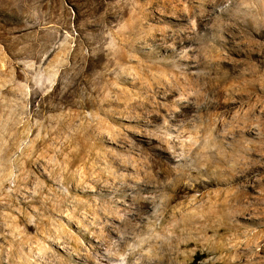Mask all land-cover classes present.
I'll return each instance as SVG.
<instances>
[{"label": "rangeland", "instance_id": "rangeland-1", "mask_svg": "<svg viewBox=\"0 0 264 264\" xmlns=\"http://www.w3.org/2000/svg\"><path fill=\"white\" fill-rule=\"evenodd\" d=\"M91 258L264 264V0H0V264Z\"/></svg>", "mask_w": 264, "mask_h": 264}, {"label": "bare ground", "instance_id": "bare-ground-1", "mask_svg": "<svg viewBox=\"0 0 264 264\" xmlns=\"http://www.w3.org/2000/svg\"><path fill=\"white\" fill-rule=\"evenodd\" d=\"M240 170V169H239ZM104 243V242H103ZM80 248V247H79ZM91 248L92 249H94V250H99V246L98 245H94V246H91ZM100 251V250H99ZM98 251V252H99ZM102 252V251H101ZM117 255V254H116ZM81 256L84 258V259H87L88 260V256H89V253L88 252H85L84 254H81ZM97 259H99V260H105V261H107L108 259H114V256L113 255H111V254H105V253H102V254H100L98 257H97ZM142 259V258H141ZM91 260H92V258H91ZM99 262H98V260H92V263L91 264H98ZM136 263V262H135ZM145 263V262H144ZM137 264H143V260H141V261H139V262H137Z\"/></svg>", "mask_w": 264, "mask_h": 264}]
</instances>
